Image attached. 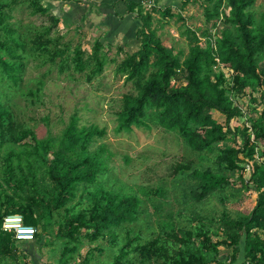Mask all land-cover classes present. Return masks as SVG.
Returning a JSON list of instances; mask_svg holds the SVG:
<instances>
[{
  "label": "rangeland",
  "instance_id": "rangeland-1",
  "mask_svg": "<svg viewBox=\"0 0 264 264\" xmlns=\"http://www.w3.org/2000/svg\"><path fill=\"white\" fill-rule=\"evenodd\" d=\"M214 1L155 0L148 6L139 0L138 7L123 18L118 13L107 16L108 5L84 0L80 10L64 0H0V219L12 209L31 211L37 216L39 233L38 240L13 238L0 254V264H116L117 257V264H178L176 260L198 262L199 253L209 259L208 264H215L219 255L224 264H260L234 248L223 231L222 218H239L256 201V192L243 186L239 174L249 175L246 161L250 159L243 155L249 148L264 166V83L231 71L217 56L211 65L212 76L221 80L242 110L236 124H244L247 142L238 132H229L195 150L177 130L164 127L151 115L145 118L147 124L117 130L124 95L136 92L135 83L126 78L128 68L122 67L139 46L135 32L141 20L136 12H150V27L183 59L192 42L216 54L223 31L236 36L235 24L226 19L229 0H221L219 14L208 17ZM165 7L170 9L167 13L162 11ZM248 9L257 28L264 0H254ZM95 41L102 60L98 72ZM76 47L83 67L77 65ZM254 60L264 73V44L257 47ZM3 61L19 64L14 70L17 80L4 71ZM241 79L245 86L238 92ZM71 120L79 127L97 124L105 133L86 146L68 147L63 132ZM238 147L244 149L238 156L246 161L233 166L220 158ZM85 152L99 154L102 162L95 179L79 182L74 196L48 211L46 202L56 199L58 187L46 158L58 156L61 165ZM196 168L231 178L198 197ZM99 186L137 194V217L102 231L79 226L75 240L57 236L64 217L88 209ZM253 230L264 240L263 227ZM204 236H210L214 248ZM65 246L74 248L63 252Z\"/></svg>",
  "mask_w": 264,
  "mask_h": 264
},
{
  "label": "trees",
  "instance_id": "trees-1",
  "mask_svg": "<svg viewBox=\"0 0 264 264\" xmlns=\"http://www.w3.org/2000/svg\"><path fill=\"white\" fill-rule=\"evenodd\" d=\"M253 2L254 0H229L230 14L226 13V19L235 24L236 36L223 31L216 54L211 48L192 42L183 59L174 53L171 46L162 43L155 30L150 27L148 23L150 12L142 13L138 10L136 13L141 24L135 33L139 39V46L122 61V67L128 68L126 78L135 83L136 92L124 95V107L118 116L117 130L129 129L132 124H147L145 118L151 115L164 127L177 130L185 142L195 150H203L213 142L224 139L229 132H238L244 142H247L249 133L242 127L244 124L242 122L236 124L242 110L224 91L221 80L212 76L211 65L216 61L217 56L219 61L231 71L253 76L259 83H264V73L258 71L254 60L257 47L264 44V11L256 28L253 13L248 9ZM126 4L128 10L138 7V2L135 1L128 0ZM220 4L221 0L214 1V9L208 17L219 14ZM169 10V7H165L162 11L167 13ZM97 46L98 42L95 41L93 45V53L96 57L95 72L102 68ZM75 54L78 57L77 65L83 67L77 47ZM3 67L10 78L17 80L15 71L19 68V64L3 61ZM151 67L153 69L150 71ZM244 86L245 79H241L236 86L237 91L242 92ZM233 120L236 121L234 124H232ZM104 133L105 128L97 124L91 123L79 127L74 120H71L63 136L67 139L68 147H75L86 146L94 136ZM241 150L244 149L233 148L231 152L221 154L220 158L236 166L237 161L243 160L238 156ZM252 153L253 148L243 152L244 157L250 159L243 160L249 164V175L246 178L239 174V178L245 188L256 192V201L251 210L240 214L239 218L223 217V231L230 237L234 248L241 249L244 258L264 264V249L260 248L259 243L261 239L256 230H253L255 226L264 228V166L253 158ZM57 157L46 158L50 177L58 187L56 199L46 202L48 211L60 207L74 196L79 182L93 181L102 166L99 154L95 152H85L83 155L64 161L61 165ZM7 158L9 165L11 163L9 155ZM193 173L199 179L198 197L227 184L231 178L210 168H196ZM139 205L140 198L135 193L122 194L99 186L93 192V199L88 209H80L76 214L65 216L56 235L75 240L79 226L102 231L121 222L132 221L137 217ZM11 211L19 213L17 209ZM21 214L25 223L36 227L38 219L33 212L22 211ZM13 238L12 232L4 231L0 227V254L7 250ZM34 239H39L37 227ZM131 240V237L127 238V241ZM204 240L215 247L210 236H204ZM73 248L65 246L63 252ZM258 251L259 256H257ZM198 258L199 261L196 263L181 262V260L176 262L178 264L209 262L202 253H199ZM114 262L117 264L119 258L117 257ZM215 264H224L222 256H217Z\"/></svg>",
  "mask_w": 264,
  "mask_h": 264
},
{
  "label": "built area",
  "instance_id": "built-area-1",
  "mask_svg": "<svg viewBox=\"0 0 264 264\" xmlns=\"http://www.w3.org/2000/svg\"><path fill=\"white\" fill-rule=\"evenodd\" d=\"M141 2L149 6L154 4L155 0H141ZM0 227L4 231L12 232L14 238L17 240L33 239L36 232L35 225L25 223L21 213L4 215Z\"/></svg>",
  "mask_w": 264,
  "mask_h": 264
},
{
  "label": "crops",
  "instance_id": "crops-1",
  "mask_svg": "<svg viewBox=\"0 0 264 264\" xmlns=\"http://www.w3.org/2000/svg\"><path fill=\"white\" fill-rule=\"evenodd\" d=\"M64 1L71 3V5L73 4L72 6H74V7L76 6L77 10L81 9L80 8V6H81L80 0H64ZM84 1L89 2L88 4H93V2H94V3H98V4L108 5V7L106 9L107 16H110V15L117 16L116 13H118L119 15L124 14L125 16L123 18H125L132 11V10H128V8H127L126 1H128V0H84ZM130 1L138 2L139 0H130ZM94 6H93V10H94ZM93 10H92V13H93ZM124 12H126V13H124Z\"/></svg>",
  "mask_w": 264,
  "mask_h": 264
}]
</instances>
